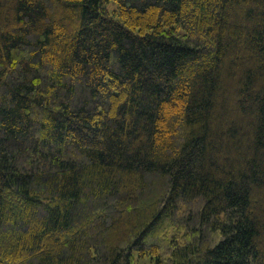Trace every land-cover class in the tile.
I'll use <instances>...</instances> for the list:
<instances>
[{
	"label": "trees",
	"instance_id": "1",
	"mask_svg": "<svg viewBox=\"0 0 264 264\" xmlns=\"http://www.w3.org/2000/svg\"><path fill=\"white\" fill-rule=\"evenodd\" d=\"M0 264H264V0H0Z\"/></svg>",
	"mask_w": 264,
	"mask_h": 264
}]
</instances>
